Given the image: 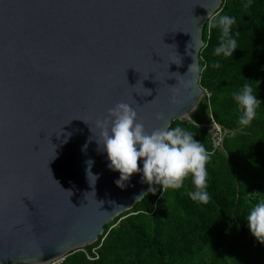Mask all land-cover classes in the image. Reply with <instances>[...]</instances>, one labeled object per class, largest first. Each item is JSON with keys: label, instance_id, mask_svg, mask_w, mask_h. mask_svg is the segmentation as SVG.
<instances>
[{"label": "water", "instance_id": "95a60500", "mask_svg": "<svg viewBox=\"0 0 264 264\" xmlns=\"http://www.w3.org/2000/svg\"><path fill=\"white\" fill-rule=\"evenodd\" d=\"M221 2L0 0V264L64 257L150 193L142 173L117 185L96 121L121 102L149 133L190 119L188 69Z\"/></svg>", "mask_w": 264, "mask_h": 264}, {"label": "trees", "instance_id": "16d2710c", "mask_svg": "<svg viewBox=\"0 0 264 264\" xmlns=\"http://www.w3.org/2000/svg\"><path fill=\"white\" fill-rule=\"evenodd\" d=\"M225 15L236 21L230 35L237 49L228 57L215 53ZM202 40L199 85L209 97L201 98L190 119L172 121L168 129L187 130L211 154L205 165L209 202L190 198L197 191L191 173L179 189L155 185L154 193L114 217L96 241L71 251L60 264H264V244L247 220L264 202V0H222L204 24ZM246 84L260 103L255 118L242 125L245 110L234 96ZM210 114L226 130L219 149L212 150L207 132ZM93 249L97 258H88Z\"/></svg>", "mask_w": 264, "mask_h": 264}, {"label": "clouds", "instance_id": "9594fccd", "mask_svg": "<svg viewBox=\"0 0 264 264\" xmlns=\"http://www.w3.org/2000/svg\"><path fill=\"white\" fill-rule=\"evenodd\" d=\"M235 22L234 17L228 15L221 17L219 24L222 35L221 42L215 49L217 55L233 56L237 49V42L230 35ZM200 44L198 39L195 40L196 47ZM199 71L196 62L189 66L188 73L192 78L186 82V86L195 85L196 74ZM234 98L245 110L240 118V124L248 125L255 118L260 101L248 84ZM172 102H176L175 97ZM96 127L99 129V138L96 141L107 153L110 162L108 167L120 174L119 180L116 181L118 186L123 187L124 182L129 181L133 174L142 173L143 181L149 185H161L163 190L179 189L184 178L191 173L197 191L190 192V198L204 204L209 202L210 197L205 191L207 179L205 165L211 154L187 130L177 126L173 129H155L149 133L143 122L138 119L136 110L123 102L109 109L107 117L98 119ZM86 148L87 144L82 150ZM140 161L143 164L142 168L139 166ZM85 163L86 175L89 181L91 178L95 184L98 175L91 172L94 161L89 159ZM149 191L154 193L155 188L150 187ZM247 220L252 235L264 244V202L258 203L250 211Z\"/></svg>", "mask_w": 264, "mask_h": 264}, {"label": "built area", "instance_id": "2783aa9c", "mask_svg": "<svg viewBox=\"0 0 264 264\" xmlns=\"http://www.w3.org/2000/svg\"><path fill=\"white\" fill-rule=\"evenodd\" d=\"M202 93H203L202 97H205V98L209 97V92L206 89H202ZM207 132L210 137L212 150L221 148L223 141H224L225 134H226V130L214 120L211 114L209 116V122L207 123ZM93 253L95 255L92 257L88 255V258H91V259L97 258V253L94 249H93ZM63 259L64 257H61V258L55 259L54 261H51L48 264H60L63 261Z\"/></svg>", "mask_w": 264, "mask_h": 264}, {"label": "rangeland", "instance_id": "374dc122", "mask_svg": "<svg viewBox=\"0 0 264 264\" xmlns=\"http://www.w3.org/2000/svg\"><path fill=\"white\" fill-rule=\"evenodd\" d=\"M204 110H202V112H203ZM206 113V112H205ZM205 113H203L202 115H205Z\"/></svg>", "mask_w": 264, "mask_h": 264}]
</instances>
